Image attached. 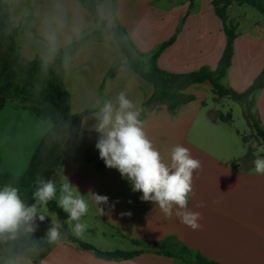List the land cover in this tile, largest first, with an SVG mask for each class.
I'll return each instance as SVG.
<instances>
[{
  "label": "crops",
  "instance_id": "1",
  "mask_svg": "<svg viewBox=\"0 0 264 264\" xmlns=\"http://www.w3.org/2000/svg\"><path fill=\"white\" fill-rule=\"evenodd\" d=\"M1 1L14 28L13 57L19 62H51L53 52L94 32L61 59L69 111L80 115L81 132L97 140L93 131L96 114L104 102L115 104L120 93H125L139 112L142 103L155 94L154 85L125 64L116 42L79 0ZM250 9L236 4L227 9V22L236 26V37L221 82L236 92L245 91L264 68V16ZM98 12L108 27H123L138 52L149 56L156 52V66L168 73L186 74L201 68L213 71L226 45L211 0H103ZM113 66L118 71L109 77ZM181 93L193 99L172 112L164 105L152 104L141 121L166 160L171 148L181 145L201 161L202 167L194 172L188 204L190 210L201 213L200 229L194 231L175 214L166 217L154 203L142 201V193L134 192L131 182L117 169L106 167L95 147L93 160L68 161L56 182L59 187L66 176L89 200V212L82 218L87 225L84 235L72 233L68 215L59 207V212L49 210L48 217L58 221L63 232L102 252L135 251L151 242H164L166 247L173 242L216 264H264V175L254 170V152L249 150L250 157L245 156V131L234 126L233 119H218L231 112L246 121L242 107L231 98L215 96L208 82L188 86ZM254 100L264 129V84ZM51 126L49 119L39 118L24 106L6 104L0 110V172L22 174ZM90 192L108 197L106 204L99 205L104 215L97 211ZM2 264L189 263L153 251L103 259L75 242L64 238L50 242L47 238Z\"/></svg>",
  "mask_w": 264,
  "mask_h": 264
},
{
  "label": "trees",
  "instance_id": "2",
  "mask_svg": "<svg viewBox=\"0 0 264 264\" xmlns=\"http://www.w3.org/2000/svg\"><path fill=\"white\" fill-rule=\"evenodd\" d=\"M103 0H79L85 9H87L96 23L99 24L100 28L105 30L107 35H110L116 42L121 53L124 56L125 64L137 73L146 82L152 83L155 87V94L144 101L141 105L140 116L141 120L146 109L152 104L164 105L167 109L172 112L176 107L186 104L193 99L192 96H185L181 91L188 86L193 84H201L208 82L211 85L212 92L218 98L228 97L238 102L242 107V113L247 121V124L251 131L254 132L257 140L264 145V129L260 126L257 111L254 109V96L255 93L263 87L264 84V68L254 79L252 84L243 92H236L224 85L221 80L225 76L227 69L230 66L231 58L233 55V41L236 37V26L227 22V9L229 6L236 4L240 6H248L257 11L260 15L264 16V0H211V4L214 8L215 14L219 17L222 22L223 30L226 36V45L221 58L217 64L215 70L211 71L207 68H201L197 71H193L186 74H172L160 70L155 64L156 52L151 56L138 52L132 45L128 34L125 29L121 26L108 27L105 19H103L99 12L98 6ZM193 1V0H190ZM0 15L4 18L6 23L0 25V35L4 36L5 42L8 44V49L12 51V60L5 63L4 54L5 48L0 40V74L4 75V84L0 85V110L6 105L7 97L4 92L6 89L12 87V83L16 78L13 72V66L17 64V58L13 57L14 45H13V32L14 28L9 23V16L6 10V6L0 0ZM94 33L85 34L80 39L67 44L58 53H52L51 62H38L32 61L27 63V68L24 70L26 75H33L39 71L41 67L51 66L52 63H56L58 71L55 72V80L50 84V88L53 89L64 102L62 105V112L65 117H70L72 120L71 128L73 134L91 137L88 133L81 132L78 128L80 121V115L71 114L68 106V94L62 84V72H61V59L64 55L70 53L85 42L90 35ZM166 44L160 46L158 50H161ZM147 57L146 62H140L139 59ZM38 65V66H37ZM29 71V72H28ZM118 71L117 66H113L109 70V77H113ZM165 87V92H159V88ZM21 93L29 95L28 93H36V90H20ZM48 100L49 97L47 96ZM46 106H49L47 103ZM26 109L33 111L41 119H49L52 123L49 128L41 137L39 144L34 150L25 171L20 175H13L5 172H0V189L5 185H11L19 189V195L22 201L26 205L34 203L32 193L36 188V180L38 178L49 179L53 172L55 162L57 160L58 152H63V137L62 129L59 124V120L55 115L46 112L44 109H38L36 107L24 106ZM218 119L223 122L231 121V113L227 112L225 115H219ZM245 142V137L242 138ZM95 145V139H89L85 142L81 157L78 160L89 161L94 159V152L92 149ZM247 158L250 157V151L245 155ZM49 210L59 212L55 201H50L47 204ZM52 227V221L46 216V219L41 222L38 218L32 224H21L14 232L4 233L3 238L5 245L1 250L2 256L0 257V264L6 258L17 255L25 249L33 248L35 245L46 240L47 232ZM31 229V230H30ZM61 236L67 241L75 242L84 249L93 250L95 254L103 259H114V258H129L144 251H153L155 253H161L167 256H175L181 258L183 261L189 264H216L206 258L192 254L185 247L181 246L180 250L186 255L185 257L177 254H173L167 251L161 242H151L142 247V243L139 241H132L134 244L141 246L139 250L125 252L121 250H115L111 252H102L95 249L93 246L63 232L59 229Z\"/></svg>",
  "mask_w": 264,
  "mask_h": 264
},
{
  "label": "clouds",
  "instance_id": "3",
  "mask_svg": "<svg viewBox=\"0 0 264 264\" xmlns=\"http://www.w3.org/2000/svg\"><path fill=\"white\" fill-rule=\"evenodd\" d=\"M51 39L54 40V35ZM139 116L140 112L123 92L115 104L104 102L93 128L99 158L106 167L117 169L131 182L132 190L142 193V201L154 203L166 217L175 214L194 231L200 229L201 213L190 210L188 204L193 195L194 172L202 167L201 161L181 145L172 147L166 160L144 130ZM252 147L256 156L254 170L264 175V156L259 155L264 153V145L254 143ZM32 196L34 203L26 205L18 188L5 185L0 189V234L14 232L22 223L32 224L37 218L43 222L46 215L41 213L46 212L50 201L56 200L57 207L68 215L67 223L72 233L78 237L84 235L87 225L82 218L89 212V200L66 176L62 177L59 187L52 179L38 178ZM88 196L99 214L104 215L99 205L106 204L108 197L92 192ZM60 228V223L53 220L47 232L50 242L60 239Z\"/></svg>",
  "mask_w": 264,
  "mask_h": 264
},
{
  "label": "rangeland",
  "instance_id": "4",
  "mask_svg": "<svg viewBox=\"0 0 264 264\" xmlns=\"http://www.w3.org/2000/svg\"><path fill=\"white\" fill-rule=\"evenodd\" d=\"M250 10H254V9H250ZM3 23L5 24L6 21L4 20L2 15H0V25ZM0 40L5 48L4 61L5 63L10 62L12 60V51L8 49V44L5 42L3 35H0ZM139 60L140 62H146L148 58L145 57ZM26 66L27 63H23L19 61H17L16 66H13V72L15 73L16 78L12 83V87L6 89L7 91L4 92L5 96L7 97L6 104L8 105L12 104L17 106H30V107H36L38 109H44L46 112L55 115V117L59 120V124L62 129V137L64 141L62 149L64 151L58 152L57 160L54 165L55 167L53 169L52 174L49 177V179H52L55 182H57V179H59L60 174L63 173L64 171L63 170L64 165L72 159L82 158L81 153L85 142L89 139H93V137L88 138L86 136L73 134L74 130H72L71 128V123H72L71 118L70 117L66 118L65 114L62 113L64 112L62 111V107H63L62 104L64 102H62V99L59 98L57 93L50 88V84L53 82V80H55V74H56L55 72L58 71L56 63H52L51 66L41 67L39 71L35 72L31 76L26 75L24 73L25 72L24 70L27 68ZM4 79H5L4 75L1 73L0 85L4 84ZM21 89L24 90L34 89L36 90V93H28L29 95H26L21 93L20 91ZM164 89L167 88L165 87L159 88V92H165ZM47 96L49 97L48 100L46 99ZM47 103L49 104V106H46ZM231 115L233 117L232 121L234 123V126H236L241 131L244 130L245 133L247 134L245 136V143H247L248 150L254 152L255 149H253L252 145L254 143L261 145V143L257 140L256 136L254 135V132L251 131V129L249 131L247 130V123L246 121L241 119L242 117L237 115V113L234 114L231 113ZM93 152H95L94 148L92 149V153ZM259 155L264 156V153H260ZM41 214H45L48 217V215L50 214L48 206H46V212H43ZM3 234H0V257L2 256L1 250H3L5 245ZM164 248L173 254L181 255L183 257L186 256L180 250L181 246L174 244L173 242L171 244L169 242L166 245V247L164 246Z\"/></svg>",
  "mask_w": 264,
  "mask_h": 264
}]
</instances>
